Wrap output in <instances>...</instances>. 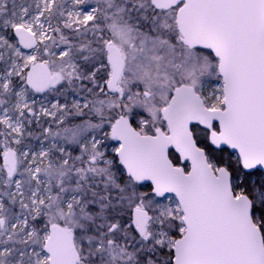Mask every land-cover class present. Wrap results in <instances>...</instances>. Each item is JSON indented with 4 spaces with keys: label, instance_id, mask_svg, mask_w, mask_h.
<instances>
[{
    "label": "snow or ice",
    "instance_id": "obj_1",
    "mask_svg": "<svg viewBox=\"0 0 264 264\" xmlns=\"http://www.w3.org/2000/svg\"><path fill=\"white\" fill-rule=\"evenodd\" d=\"M0 264H264V0H0Z\"/></svg>",
    "mask_w": 264,
    "mask_h": 264
}]
</instances>
